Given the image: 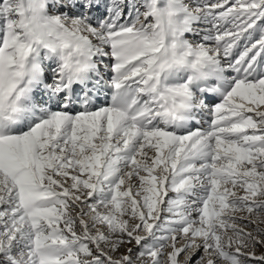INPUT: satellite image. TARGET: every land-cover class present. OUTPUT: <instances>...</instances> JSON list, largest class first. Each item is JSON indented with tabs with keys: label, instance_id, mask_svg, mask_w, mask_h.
<instances>
[{
	"label": "snow or ice",
	"instance_id": "obj_1",
	"mask_svg": "<svg viewBox=\"0 0 264 264\" xmlns=\"http://www.w3.org/2000/svg\"><path fill=\"white\" fill-rule=\"evenodd\" d=\"M257 248L264 0H0V264Z\"/></svg>",
	"mask_w": 264,
	"mask_h": 264
},
{
	"label": "rangeland",
	"instance_id": "obj_2",
	"mask_svg": "<svg viewBox=\"0 0 264 264\" xmlns=\"http://www.w3.org/2000/svg\"><path fill=\"white\" fill-rule=\"evenodd\" d=\"M205 120H207V119H205ZM198 126V125H197ZM200 126H203V127H207L208 126V124L206 123V124H204V121H202V123H201V125ZM256 252H257V254L259 255V254H262V253H264V248H257L256 249Z\"/></svg>",
	"mask_w": 264,
	"mask_h": 264
},
{
	"label": "bare ground",
	"instance_id": "obj_3",
	"mask_svg": "<svg viewBox=\"0 0 264 264\" xmlns=\"http://www.w3.org/2000/svg\"><path fill=\"white\" fill-rule=\"evenodd\" d=\"M205 119H207V117H205ZM205 119H204V124H206V123H207V120H205ZM198 126H200V125H198Z\"/></svg>",
	"mask_w": 264,
	"mask_h": 264
}]
</instances>
